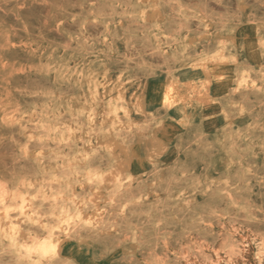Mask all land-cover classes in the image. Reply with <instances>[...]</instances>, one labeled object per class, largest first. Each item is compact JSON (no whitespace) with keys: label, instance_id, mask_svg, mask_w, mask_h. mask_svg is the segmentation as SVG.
I'll return each mask as SVG.
<instances>
[{"label":"rangeland","instance_id":"1","mask_svg":"<svg viewBox=\"0 0 264 264\" xmlns=\"http://www.w3.org/2000/svg\"><path fill=\"white\" fill-rule=\"evenodd\" d=\"M0 264H264V0H0Z\"/></svg>","mask_w":264,"mask_h":264}]
</instances>
